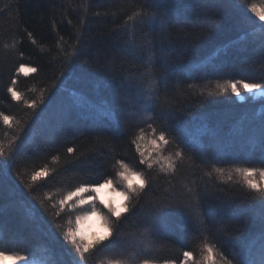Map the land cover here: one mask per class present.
Segmentation results:
<instances>
[{"label": "trees", "instance_id": "1", "mask_svg": "<svg viewBox=\"0 0 264 264\" xmlns=\"http://www.w3.org/2000/svg\"><path fill=\"white\" fill-rule=\"evenodd\" d=\"M151 4L152 0H0V112L19 122V127L9 128L0 121V140L7 144L18 133L24 144L23 154L16 157L4 177L0 251H42L52 264H69L68 246L56 224L64 229L73 227L78 208L67 209L54 222L51 213L56 209L51 205L81 182L102 185L105 179H111L114 188L126 191V182L117 175L122 171L117 161L132 171L147 172L132 140L143 135L138 141L141 150L146 155L155 151L151 143L154 134L148 127L152 114L137 102L136 89L130 88L129 82L149 67L147 42L151 41L153 73H164L165 65L170 73L160 83L155 113L161 112L163 103L170 104L173 114L167 125L183 129L190 139L200 137L206 154L181 145L184 160L174 177H166L158 169L150 172L152 188L142 194L137 211H122V223L117 224L122 247L105 241L87 264H105L111 259L135 264L141 258L183 259V251L193 252L195 264L202 259L200 248L205 236L228 258L244 243L258 256V223L242 231L240 224L230 219L247 206L239 195L247 191L239 183L240 177L225 183L215 173L211 177L205 173L214 167L228 171L261 166L259 146H253L250 134L241 130L264 118V95L209 97L207 92L217 81L229 78L244 76L247 82H264V33L259 27L264 22L251 12L253 5L257 11H264V0H162L161 7L168 10L171 21L167 35L158 25L127 21L133 12L151 15L156 11ZM133 44L144 45L146 50L140 52ZM169 44L174 50L162 51ZM70 45L83 53L71 75L62 63L75 51ZM61 49L65 50L63 54ZM85 59L102 66L86 68L81 63ZM177 65L182 68L173 71ZM21 66L24 71L18 72ZM29 68L37 71L30 72ZM9 86L24 100H35L37 108L31 110L13 100L7 91ZM116 89L125 109L118 126L104 121L97 127L76 110H72L70 122L60 123L62 114L72 106L74 94L115 107ZM159 126L156 120L153 127ZM205 128L208 132L201 136ZM175 138L176 133H171L169 139ZM68 147L74 148L75 155L67 153ZM175 150L176 145H170L163 155ZM53 157L58 160L54 162ZM44 167L50 174L29 192L17 173L27 178ZM193 181L204 192L199 211L207 226L181 205ZM46 195L49 199L41 206L39 198ZM161 196H170L166 203L173 207L167 227L157 231L151 226L150 209ZM24 202L38 210L35 220L26 219ZM221 216L223 220L218 223Z\"/></svg>", "mask_w": 264, "mask_h": 264}, {"label": "snow or ice", "instance_id": "2", "mask_svg": "<svg viewBox=\"0 0 264 264\" xmlns=\"http://www.w3.org/2000/svg\"><path fill=\"white\" fill-rule=\"evenodd\" d=\"M161 4L162 0H152L151 7L156 11H153L151 15L147 12H144L143 14L133 12L132 15L127 16V21H133L136 19L141 22H147L149 25H158L163 34L167 35V28L171 22L170 15L167 9L161 7ZM135 6L143 7V5L139 4ZM157 11L159 14H157ZM251 12L256 14L260 22H264V12L257 11L255 5L251 7ZM259 27L262 30V33H264V23H261ZM29 37L31 38V33H29ZM60 39L63 41V37ZM33 43H35V40H33ZM151 43V41L147 42L149 46L147 51L149 54L146 63L149 67L146 68L144 72L139 73L138 76H135L134 80H130L129 87L136 89L135 95L137 102L142 103L145 106L144 111L152 114L149 116V120L152 121V123H148V127L152 129V133L154 134L151 143L155 145V151L146 155L145 152L141 150L140 143H138L139 140L143 139V135H138L132 140V143L135 145L136 151L139 153L140 164L146 166L147 172L138 173L132 171L122 161H117L122 169L117 175L126 182V191L121 193L126 201L123 206V212L129 214L138 210L142 194L152 188V183L149 179L150 172L158 169L159 173L165 174L166 177L175 176L180 163L184 160V151L183 148H181V145L189 149L198 150L201 155L206 154V148L200 137L190 139L183 129H177L167 125V122L172 118L173 114L172 106L170 104L166 102L163 103L161 105V112L159 114L155 113V107L160 100V83L166 81L170 73L168 72V66L166 65L164 66V73L159 75L153 73L154 51L150 47ZM69 47H73L75 51L74 53L67 55L66 60L62 63L66 72L71 75L77 60H79L83 53L81 48L75 47V45H70ZM132 47L140 52L146 50L145 46L141 44H133ZM261 48L264 50V43H262ZM173 50L174 49L170 44L167 48L162 49V51L169 52ZM64 51V49H61V54H63ZM81 63L84 67L89 69L94 66H102L98 61L94 65L89 59H85ZM180 68H182V65H177L173 71H178ZM17 71H24V67L21 66ZM28 71L36 72L37 69L29 68ZM63 75L64 71L61 72V76ZM146 78L148 79L147 85H145ZM15 84L16 80L13 79L12 85ZM106 86L111 85L106 84ZM7 91L11 94L13 100L23 102L28 109L35 110L37 108L35 100L31 102L24 100L12 86H9ZM115 92V107L109 106L102 101L95 102L86 95L74 94L72 106L62 114L60 123L63 124L70 122L72 110H76L80 116L91 121L93 124L97 125V127H99L104 121L115 122L118 126L119 116L125 114V109L123 107V98L120 95L119 89H116ZM229 93L237 98H242L243 93L264 95V82H247L244 76H241L238 79H224L222 83L217 81L214 88L208 90L207 95L209 97L216 95L227 96ZM201 94L203 95V91ZM41 99H43V97H41ZM156 120L160 121L159 128L153 127V123ZM0 121L9 128L19 127V122H15L13 116L5 115L2 112H0ZM140 131L142 133L143 129ZM241 131H247L251 137L249 142L253 146H259L262 155L258 163L261 166L234 167L228 171L224 168L214 167L212 171H208L205 174L208 177H211L213 173H215L217 177L225 183L233 181L234 176L240 177L239 183L247 191L240 193L239 195L245 200L247 206L239 212L233 213L230 219L238 222L242 231L246 230L249 224L258 223V256L252 251L247 243H244L241 244L240 250L235 253L232 258H228L226 254L218 252L217 245L210 242L208 237L205 236L200 248L202 259L196 261L195 264H264V118H261L258 124H251ZM157 132L158 135H155ZM173 132L176 133V138L169 139L170 134ZM207 132V128L202 129L201 136L205 135ZM173 144L176 145V150L169 153L167 156L163 155V153L168 150V146ZM23 152L24 144L18 133L14 134L11 139L8 140L7 144L0 140V199H3L5 194L4 177L8 169L15 165L16 157L22 155ZM67 153L75 155L74 148L68 147ZM57 160L58 157H53L54 162ZM49 174V169L44 167L32 171L31 175L27 178H25L26 174L24 173L18 172L17 176L24 188L29 192H32L35 190V187L38 186V182L41 178L47 177ZM257 176L259 177V180L256 179ZM131 177L138 180V183H132ZM104 183L111 185L113 181L111 179H105ZM168 183L170 185L172 184L171 178L168 179ZM100 186L101 185L98 183L93 185L92 183L81 182L78 186L68 190L57 204L51 205V208L56 209V211L51 213L53 221L55 222V218L60 217L67 209H74L78 205H85L89 201H93L94 197L91 193L96 192ZM204 191H206V189ZM83 194H87V197ZM203 196L204 192H202L199 186L196 185L195 181H193V186L186 188V195L182 199L181 205L193 214L194 219L207 226V221L203 219L199 211ZM47 199H49L47 195L43 198H39L41 206H45ZM170 199V196H161L153 201L150 209L151 226L157 231H162L167 227V219L171 215V209L173 207L171 203H166V201H169ZM134 200L135 203H133ZM24 207L26 209L27 220H35L38 217V210L33 205L24 202ZM106 207L107 213L102 214L100 217L102 227H104V234L92 240L86 241L85 237L79 234L78 228L68 227L67 229H64L62 225L56 224V227L61 230V236L64 243L68 246V254L71 258L69 264H87L88 260L95 255L101 247L105 246V241H108L109 244H113L117 248L122 247V241L117 237V224L118 222L122 223V212L111 205H106ZM91 208L93 213L96 212V206L94 203L91 205ZM45 210L47 211L48 209L46 208ZM222 211L223 210H221V212ZM88 214L90 213L85 210L83 215H76V224L78 225ZM113 217L115 219H112ZM124 219H126V217H124ZM222 220L223 217L221 216V220L218 221V223L222 222ZM182 256L183 259L169 258L163 259L162 261L151 258H141L138 260V264H190L193 252L183 251ZM4 261H11L12 264H43V262H37L30 259L28 254L21 255L16 252L6 253L0 251V262ZM107 264H129V261L127 259H111Z\"/></svg>", "mask_w": 264, "mask_h": 264}, {"label": "rangeland", "instance_id": "3", "mask_svg": "<svg viewBox=\"0 0 264 264\" xmlns=\"http://www.w3.org/2000/svg\"><path fill=\"white\" fill-rule=\"evenodd\" d=\"M264 12V11H262ZM132 182L134 181V184L138 183V180H136L134 177H131ZM125 182V181H123ZM116 188V187H115ZM115 188L108 184H102L98 190L94 193H91V195L94 197L93 201H89L85 205H78L75 208L77 209L76 215H83L84 211L86 210L88 213L86 218L82 220L78 225L76 224V217L74 219V222L72 223L73 228H78L79 234L84 236L86 241L92 240L96 237H99L100 235L104 234V227H102L101 222V215L107 213V207L106 205H111L117 210L123 211V206L125 205V199L124 196L121 195L123 191H119L117 188ZM85 197H87V194H83ZM103 202V203H101ZM95 204L96 206V212H92L91 205ZM113 219V218H112ZM11 233V232H10ZM10 252H16L21 255L28 254L30 256V259L35 260L37 262H43V264H52L48 257L45 254H42L41 252L37 251H19V250H12ZM7 253V252H6ZM108 262V260H107ZM0 264H12L11 261H4L0 262ZM107 264V263H105ZM129 264H135L129 263ZM138 264V263H137ZM190 264H193L192 261H190Z\"/></svg>", "mask_w": 264, "mask_h": 264}]
</instances>
